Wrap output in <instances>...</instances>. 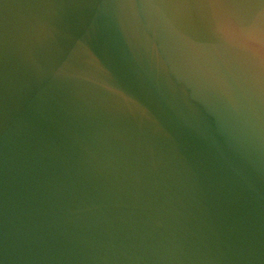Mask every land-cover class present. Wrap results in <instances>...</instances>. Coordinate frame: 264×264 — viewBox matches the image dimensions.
I'll use <instances>...</instances> for the list:
<instances>
[{
	"label": "water",
	"instance_id": "obj_1",
	"mask_svg": "<svg viewBox=\"0 0 264 264\" xmlns=\"http://www.w3.org/2000/svg\"><path fill=\"white\" fill-rule=\"evenodd\" d=\"M264 0H0V264H264Z\"/></svg>",
	"mask_w": 264,
	"mask_h": 264
},
{
	"label": "clouds",
	"instance_id": "obj_2",
	"mask_svg": "<svg viewBox=\"0 0 264 264\" xmlns=\"http://www.w3.org/2000/svg\"><path fill=\"white\" fill-rule=\"evenodd\" d=\"M240 30L246 40H250L261 48H264V23L252 25L247 29L240 28ZM251 49L255 55L264 59V53H258L254 48Z\"/></svg>",
	"mask_w": 264,
	"mask_h": 264
}]
</instances>
